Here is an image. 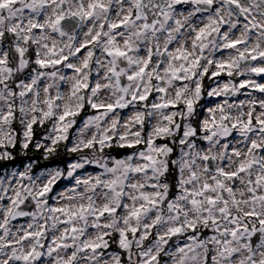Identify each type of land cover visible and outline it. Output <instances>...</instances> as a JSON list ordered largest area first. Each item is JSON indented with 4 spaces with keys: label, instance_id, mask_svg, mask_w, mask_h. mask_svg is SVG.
Listing matches in <instances>:
<instances>
[{
    "label": "snow or ice",
    "instance_id": "1",
    "mask_svg": "<svg viewBox=\"0 0 264 264\" xmlns=\"http://www.w3.org/2000/svg\"><path fill=\"white\" fill-rule=\"evenodd\" d=\"M0 264H264V0H0Z\"/></svg>",
    "mask_w": 264,
    "mask_h": 264
}]
</instances>
